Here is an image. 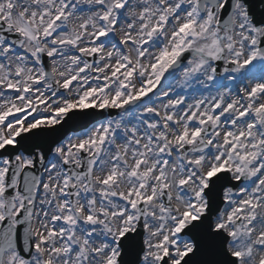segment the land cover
<instances>
[{"label":"snow or ice","instance_id":"6c2138e0","mask_svg":"<svg viewBox=\"0 0 264 264\" xmlns=\"http://www.w3.org/2000/svg\"><path fill=\"white\" fill-rule=\"evenodd\" d=\"M0 264H264V0H0Z\"/></svg>","mask_w":264,"mask_h":264}]
</instances>
